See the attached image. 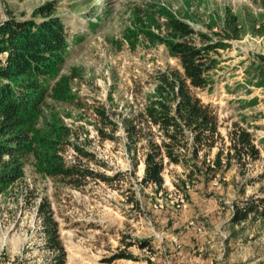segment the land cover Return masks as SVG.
Returning a JSON list of instances; mask_svg holds the SVG:
<instances>
[{
    "label": "rangeland",
    "instance_id": "1",
    "mask_svg": "<svg viewBox=\"0 0 264 264\" xmlns=\"http://www.w3.org/2000/svg\"><path fill=\"white\" fill-rule=\"evenodd\" d=\"M47 1L70 39L51 80L62 76L66 98L48 99L29 121L34 133L23 175L0 191V264H43L48 252L37 217L41 200L57 221L66 264H264L263 209L231 221L235 205L264 196V79L255 81V71L264 72V0H0V23L30 17ZM229 12L239 20L238 37L223 38L224 45L209 51L208 84L193 89L217 114L223 136L205 163L214 166L221 146L225 155L234 125L251 133L259 157L245 167L232 160L209 179L191 175L187 164L164 161V183L144 185L148 137L129 142L126 125L158 96V73L180 68L168 43L176 36L171 19L188 25L201 45L207 37L218 40ZM72 73L77 75L69 80ZM96 106L117 123L113 138L99 135ZM36 136L62 139L66 162L80 159L98 173L119 175L109 184L89 178L80 188L68 185L46 173L54 150ZM140 240L148 246L140 247ZM118 253L131 257L112 259Z\"/></svg>",
    "mask_w": 264,
    "mask_h": 264
},
{
    "label": "trees",
    "instance_id": "2",
    "mask_svg": "<svg viewBox=\"0 0 264 264\" xmlns=\"http://www.w3.org/2000/svg\"><path fill=\"white\" fill-rule=\"evenodd\" d=\"M51 8L47 1L36 7L30 17H11L0 23V191L7 183L23 175L34 133L29 121L42 114L48 99L66 98L61 89L62 76L57 77L53 84L51 80L70 46V39L64 22L51 13ZM224 24L223 33L215 37L217 41L207 37L202 40L203 44L197 45L192 40L193 30L183 21L171 19L176 36L168 43L180 68H167L158 73V96L149 99L134 124L129 122L126 125L129 142L148 137L143 153L142 184L161 186L164 183V161L167 164H187L191 175L194 172L209 179L216 172L227 170L232 160L245 167L247 160L259 157V149L251 133L234 125L227 132L229 144L225 155L222 157L221 146L215 154L214 166L205 163L207 155L218 145V140H223V136L218 131L217 114L193 89H203L208 84V71L212 66L209 51H216L224 45L221 42L223 38L238 37L239 20L235 14L229 12ZM255 72L258 78L255 81L264 79L261 69ZM76 75L70 74L69 80ZM95 109L100 123L97 127L99 135L113 138L117 123L104 108L96 106ZM106 127L110 132L104 130ZM152 127H156L155 131L151 130ZM144 128H147V133L142 132ZM36 137L54 150V160L47 166L46 173L68 185L80 188L89 178H99L109 184L119 175L117 172L111 176L98 173L82 164L80 159L66 162L60 154L63 151L61 147H64L62 139ZM64 141H68L64 143L80 156L95 161L92 153L69 140ZM185 152L190 153V159L186 158ZM199 153L202 154L200 160ZM193 159L197 161L191 162ZM131 201L139 203L134 196ZM261 209L263 211L258 212ZM254 212L264 214V196H249L235 205L231 221L240 223ZM37 217L41 221L42 249L48 252L43 264H66V250L60 239L59 227L46 200L39 203ZM146 246L147 240H140V247ZM127 257L131 256L118 253L112 259Z\"/></svg>",
    "mask_w": 264,
    "mask_h": 264
},
{
    "label": "built area",
    "instance_id": "3",
    "mask_svg": "<svg viewBox=\"0 0 264 264\" xmlns=\"http://www.w3.org/2000/svg\"><path fill=\"white\" fill-rule=\"evenodd\" d=\"M198 230H200V227H198Z\"/></svg>",
    "mask_w": 264,
    "mask_h": 264
}]
</instances>
